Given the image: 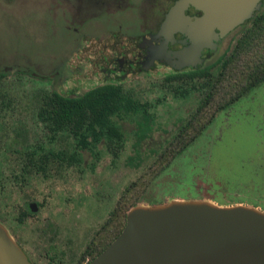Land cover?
<instances>
[{
  "label": "rangeland",
  "instance_id": "1",
  "mask_svg": "<svg viewBox=\"0 0 264 264\" xmlns=\"http://www.w3.org/2000/svg\"><path fill=\"white\" fill-rule=\"evenodd\" d=\"M54 12L48 13L33 0H0V73L4 67L32 64L53 70L67 56L63 51L75 49L54 23ZM67 59L72 67L76 65L73 58ZM70 66L65 65L61 75L51 73L56 85L43 84L28 72L21 76V84L10 74L6 82L12 103L5 119L8 136L0 147V218L38 264H76L126 189L137 181H142L134 199L138 204L198 198L219 206H257L264 211V85L218 114L206 134L162 171L156 160L196 110L198 99L193 94L176 97L166 87L167 72L131 77L124 87L141 102L152 104L157 118L155 131L139 147V156L133 148L134 137H129L117 159L101 144L97 161L84 151L80 165L54 161L48 171L35 169L23 178V157L34 146L74 150L71 142L53 138L38 126L33 93L45 88L70 95L106 83L96 71L81 78L71 75ZM214 109L209 107L208 114ZM123 126L133 129L128 121ZM33 202L38 211L28 216Z\"/></svg>",
  "mask_w": 264,
  "mask_h": 264
},
{
  "label": "trees",
  "instance_id": "2",
  "mask_svg": "<svg viewBox=\"0 0 264 264\" xmlns=\"http://www.w3.org/2000/svg\"><path fill=\"white\" fill-rule=\"evenodd\" d=\"M217 65L216 70L211 72L174 75L165 79L166 87L176 97L185 98L192 91L198 94L199 105L196 112L184 120L157 158L156 165L165 167L190 139L197 136L202 130L200 124L205 122L198 115L207 114L206 109L212 106L213 100L226 98L228 101L224 106H228L264 83V2L261 10L245 25L233 48ZM7 78V73H0V147L8 136L4 133L9 132L5 119L12 103L6 92ZM14 79L20 84L23 82L21 76ZM33 98L38 126L53 138L71 142L74 150L68 153L65 149L44 150L43 145L34 146L23 157L20 173L23 178L35 169L41 173L48 171V167L53 166L49 164L54 161L65 160L80 165L84 161V151H89L97 161L100 158L98 146L101 144L113 159H117L129 137H134L133 148L135 155L139 156L141 143L150 138L157 125L156 115L152 112L154 106L141 102L123 84H103L77 96L40 88L33 93ZM221 107L217 106L215 112ZM127 121L133 124L131 131L123 126ZM14 131L19 138L18 128ZM134 160L130 157V161ZM141 183L134 182L126 189L107 221L82 253L83 259L90 257L88 264L116 238L117 221L122 222V228L125 227L129 210L138 204L134 199Z\"/></svg>",
  "mask_w": 264,
  "mask_h": 264
},
{
  "label": "flooded vegetation",
  "instance_id": "3",
  "mask_svg": "<svg viewBox=\"0 0 264 264\" xmlns=\"http://www.w3.org/2000/svg\"><path fill=\"white\" fill-rule=\"evenodd\" d=\"M34 1H36V4L41 5L44 10L46 9L48 13H50V10H55L53 17L54 23L61 26L63 32H65V37L70 42H73L71 47L73 46L75 49L72 51H67L68 49L65 52L63 51L62 53L64 54L68 52L67 56L65 55V58L59 61L57 67L53 70H47V66H44V64H32V66L25 67H4V72L8 75H14V77H25V73L28 72L30 77L46 85L49 83L56 85L57 81H51V77L54 76L51 73L61 75L63 67L69 64L71 65V75H77L81 78L82 75L96 71L104 76L103 80L106 82L105 84L121 85L131 77L152 73L167 72L168 76L165 77L166 79L174 75H193L195 73L211 72L216 70L220 59L229 52L230 48H233L243 28L250 21L245 22L225 36H220L219 30L216 29L215 32L218 39L208 41L206 45H198L194 43L196 32L194 26L200 23L201 17L205 12L202 7V2L199 0L194 3L187 0ZM28 8H26L27 12H29ZM54 36H57V34H54ZM68 57L73 58L76 63L74 67H72L73 62L70 63L69 59H67ZM263 85L264 83L261 87ZM80 94L82 93L78 92L70 95L77 96ZM190 94L195 95L198 99V94H195L194 91ZM240 99L228 106H224L226 104L225 102L228 101L226 98L213 100L212 106L215 108L213 113L208 114L209 109H206V112L208 111L207 114L203 113L198 115L199 118L205 119V122L200 124L202 130L196 137L190 139L187 142V146L166 166H169L175 158L187 151L197 139L205 135L206 131L212 127L218 114L224 110H228ZM198 105L199 103H197L196 110L198 109ZM212 106L210 105L209 107ZM217 106L222 107L215 112ZM166 166L162 171L167 168ZM172 200L203 201L205 199L172 198ZM30 204L28 205V211H26V215L28 216L33 214L30 209ZM253 207L259 209L257 206ZM259 210L264 212L261 209ZM0 223L9 231L15 242L25 252L30 262L32 264H38L18 242L11 228L6 224V221L0 218ZM116 226L117 238L124 228H122L121 221H117ZM110 244L104 247V250ZM90 260V257L83 259L81 254L76 264H88Z\"/></svg>",
  "mask_w": 264,
  "mask_h": 264
},
{
  "label": "water",
  "instance_id": "4",
  "mask_svg": "<svg viewBox=\"0 0 264 264\" xmlns=\"http://www.w3.org/2000/svg\"><path fill=\"white\" fill-rule=\"evenodd\" d=\"M194 3L198 0H187ZM195 44L251 20L264 0H199ZM33 213L37 203L30 204ZM0 264H32L0 223ZM90 264H264V212L243 205L170 200L130 209L121 234Z\"/></svg>",
  "mask_w": 264,
  "mask_h": 264
}]
</instances>
